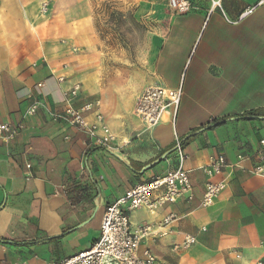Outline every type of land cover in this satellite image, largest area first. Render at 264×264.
I'll return each instance as SVG.
<instances>
[{
  "label": "crops",
  "instance_id": "1",
  "mask_svg": "<svg viewBox=\"0 0 264 264\" xmlns=\"http://www.w3.org/2000/svg\"><path fill=\"white\" fill-rule=\"evenodd\" d=\"M49 1L42 13L41 0H0V125L17 128L0 131V264H49L88 248L106 206L171 169L178 146L191 198L129 212L132 228L151 226L140 249L155 264H264V175L250 172L264 139V3L238 20L257 0H221L223 12L190 0L189 12L172 16L166 2L147 0L142 15L165 11L139 20L153 34L149 65L124 68L103 56L90 0ZM76 82L70 103L95 105L111 149L53 118ZM149 84L182 90L177 110L150 128L134 113ZM239 153L246 159L234 165ZM217 154L227 165L209 176L203 166ZM209 180L223 187L203 206ZM186 234L194 242L175 249Z\"/></svg>",
  "mask_w": 264,
  "mask_h": 264
},
{
  "label": "built area",
  "instance_id": "2",
  "mask_svg": "<svg viewBox=\"0 0 264 264\" xmlns=\"http://www.w3.org/2000/svg\"><path fill=\"white\" fill-rule=\"evenodd\" d=\"M210 1L212 5L210 12L214 8H219L223 12L221 0ZM262 3L264 0H257L255 4L247 6L240 12L238 20L253 13L255 8ZM169 6L177 14H183L192 9L190 0H169ZM48 8L49 1L42 0L40 11L46 13ZM58 80L62 82L65 79L59 77ZM79 91L80 83L76 82L63 92L67 106L62 113L53 116V118L63 120L76 130L85 132L94 144L111 149L115 136L105 122L103 115L95 112V105L92 102H85L79 107H74L70 103ZM181 96L182 90L180 88L173 89L149 84L137 97L134 113L146 127H153L162 120L171 107L175 111L177 110ZM36 108L37 105L33 104L28 111L33 113ZM93 112H95V119L90 122L86 117ZM0 131H5L12 137L17 133V128L4 123L0 125ZM260 147V157L252 165L250 172L264 175V139L260 140ZM186 159L187 154L178 146L175 164L171 169L136 183L113 203L106 206L101 217L99 236L88 248L49 264H155L156 258L152 251L148 248L140 249V243L143 238L149 235L151 226L144 223L132 228L129 212L139 207H147L154 212L163 204L173 203L179 197L187 195L190 199L192 185L188 170L184 165ZM244 159L246 157L239 153L237 163L234 165ZM226 165L227 162L223 154L211 155L206 165L203 166V170L209 176H213L220 173ZM222 187L223 183L209 180L205 184L201 205H211ZM167 220L168 218L164 219L165 222ZM194 240L193 235L186 234L182 243L179 246H174V248H187Z\"/></svg>",
  "mask_w": 264,
  "mask_h": 264
},
{
  "label": "rangeland",
  "instance_id": "3",
  "mask_svg": "<svg viewBox=\"0 0 264 264\" xmlns=\"http://www.w3.org/2000/svg\"><path fill=\"white\" fill-rule=\"evenodd\" d=\"M90 2L95 26L103 42V56L109 58L108 64L124 68H141L146 63L147 68L149 65L147 55L153 34L148 33V27L139 20L162 17L160 14L165 11L157 8L149 15L146 14L148 16L142 15L140 8L144 2H148L147 0H90ZM157 2L167 3L165 14L177 15L169 6V0L152 1L155 4Z\"/></svg>",
  "mask_w": 264,
  "mask_h": 264
},
{
  "label": "trees",
  "instance_id": "4",
  "mask_svg": "<svg viewBox=\"0 0 264 264\" xmlns=\"http://www.w3.org/2000/svg\"><path fill=\"white\" fill-rule=\"evenodd\" d=\"M252 113V112H251ZM188 139V138H187ZM184 141H182V143H183Z\"/></svg>",
  "mask_w": 264,
  "mask_h": 264
},
{
  "label": "bare ground",
  "instance_id": "5",
  "mask_svg": "<svg viewBox=\"0 0 264 264\" xmlns=\"http://www.w3.org/2000/svg\"><path fill=\"white\" fill-rule=\"evenodd\" d=\"M168 128H169V126H168Z\"/></svg>",
  "mask_w": 264,
  "mask_h": 264
},
{
  "label": "water",
  "instance_id": "6",
  "mask_svg": "<svg viewBox=\"0 0 264 264\" xmlns=\"http://www.w3.org/2000/svg\"><path fill=\"white\" fill-rule=\"evenodd\" d=\"M216 124V123H215Z\"/></svg>",
  "mask_w": 264,
  "mask_h": 264
}]
</instances>
